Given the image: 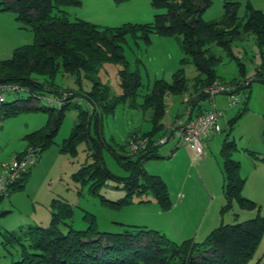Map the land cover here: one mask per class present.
<instances>
[{
	"label": "trees",
	"instance_id": "obj_1",
	"mask_svg": "<svg viewBox=\"0 0 264 264\" xmlns=\"http://www.w3.org/2000/svg\"><path fill=\"white\" fill-rule=\"evenodd\" d=\"M150 5L166 10L155 14L153 20L146 23L100 26L83 18H71L66 7H79L81 0H0V11L17 12V20L34 34L32 44L19 46L10 58L0 60V81L18 84L29 92L26 99L16 97L12 102L0 103L2 115L9 117L30 111L48 114L41 128L24 135L25 148L16 157L32 148L36 149L39 158L38 155L53 143L64 109L77 99L74 103L79 109L76 121L61 150L71 153L79 143L87 145L91 160L72 177L81 184H89L90 192L98 196L99 188L108 178H113L125 190V195L117 200L101 197V201L112 208L133 203L135 194L141 197L148 193L162 209L171 207L165 182L160 176L148 173L143 163L160 156L157 153L160 136L156 135L165 127L162 120L167 108L166 98L188 90L182 66L173 73L171 82L154 81L151 90L142 95L140 104L143 111L148 112L151 128L140 134L132 132L126 141L128 147L130 141L145 139L146 147L135 153L128 151L127 155H116L103 137V116L112 113L118 103L128 98L134 102L141 86L139 73L128 69L124 54L123 45L128 36L142 39L147 44L151 34L179 38L180 48L186 55L180 60L181 64L191 62L197 71L190 97L185 101L188 119L195 108L196 115L203 112L201 100L210 97L206 88L214 82L221 83L216 73L220 57L211 50V44L220 46L229 57L237 60L238 79L227 84L234 88L233 92L250 87L254 81L264 84V66L257 68L253 78L247 80L244 64L231 49L232 42L244 34H252L262 55L264 12L249 1L239 15V0H223V14L218 20L203 18L204 11L211 5L210 0H150ZM104 63L122 66L119 74L123 92L118 97H111L109 87L93 77ZM59 73L73 76L76 81L84 73L90 79L91 87L87 91L79 88L77 92L63 88L55 83ZM44 93L63 99L60 109L30 104L34 96ZM81 100L86 105L84 109L79 108ZM243 103L245 110L247 101ZM240 115L229 121L230 130ZM105 145L112 149L117 161L127 170V176L116 177L107 170L102 159ZM235 149L234 141L226 136L219 152L225 198L221 214L231 209L234 203L241 210L258 209L254 201L242 195L245 178L240 175L239 162L232 158ZM30 169L10 187L9 193L24 188ZM149 201L141 197L139 202ZM50 210L47 226L30 225L16 231L0 232L1 244L14 249L17 254L11 264H247L264 233V216L259 213L242 222L221 223L200 242L189 238L176 243L145 226L123 225L119 232L100 231L93 217H88L85 229H73L67 220L71 213L70 204L57 198L51 201ZM260 264H264V259Z\"/></svg>",
	"mask_w": 264,
	"mask_h": 264
},
{
	"label": "rangeland",
	"instance_id": "obj_2",
	"mask_svg": "<svg viewBox=\"0 0 264 264\" xmlns=\"http://www.w3.org/2000/svg\"><path fill=\"white\" fill-rule=\"evenodd\" d=\"M247 1L264 12V0H240L239 15H242L244 4ZM66 9L71 18H83L100 26H118L124 22L146 23L152 21L155 14H161L166 10L151 7L150 0H81V6L66 7ZM222 14L223 1L212 0L211 5L204 11L203 18L218 20ZM150 36L151 40L148 44L142 39L128 36L123 45L128 69L139 73L141 86L137 90L134 102L128 98L118 103L112 113L103 116V137L115 150L116 155H127L129 149L126 141L132 132L140 134L151 128L148 112L143 111L140 106L142 95L149 92L154 81L158 79L171 82L173 73L181 66L184 67L188 90L181 95H170L166 98L167 108L162 120L165 127L156 136L161 138L167 136L166 128L173 123L175 116L186 118L187 104L185 101L190 97L189 92L192 91L193 79L197 71L191 62L181 64L180 60L186 55L180 48L177 36L164 37L158 34ZM33 41V32L17 20V12L0 11V60L10 58L15 48L32 44ZM210 48L220 57L216 73L221 83L227 85L238 79L237 60L229 57L226 51L216 44H211ZM231 49L244 64L247 80L253 78L257 68L264 66V45L261 48V55L252 34H244L239 40L232 42ZM121 68V65L115 63H104L93 75L95 79L109 87L111 97H118L123 92L119 74ZM55 83L76 92L79 88L87 91L91 87V81L85 77L84 73L81 74L79 81H76L73 76L59 73L55 78ZM233 91L234 88L228 87L226 91H222L223 93L204 98L200 103L203 112L211 111L214 107L222 112L220 119L222 131L211 133L208 136L207 139H211L210 142L213 140L216 142L211 144L209 142V145L205 146L204 155L206 153L211 156L215 155L221 162L219 152L224 138L227 136L229 140L234 141L236 149L232 152V158L239 162L240 175L245 178L242 195L254 201L258 206V209L241 210L234 203L231 209L221 214L223 222L229 224L242 222L258 213L264 216V84L254 81L250 87ZM44 94L52 96L50 93ZM230 95L237 99L234 105L229 104ZM27 96H29L28 91L17 94L9 93L6 101L12 102L16 100V97L26 99ZM245 100L247 108L244 110ZM75 102L77 99L64 109L62 122L53 143L38 155L39 158L31 167L24 188L10 192L8 196L0 199V232L16 231L30 225L47 226L51 218L50 203L54 198L70 204L71 213L67 220L73 229H85L88 226V217H93L100 231L119 232L123 229V225H155V223L162 228L167 213H161L162 211L170 212L171 207L166 210L162 209L149 193L142 194L141 197L150 199V202L140 203L141 197L135 194L132 199L133 203L120 208H112L105 205L101 197L117 200L125 195V190L113 178H108L107 182L99 188V196L90 192L89 184H81L74 180L72 175L91 160L90 150L84 142L75 146L74 152L61 150L64 140L69 137L76 121L79 109L75 108ZM78 103L80 109L86 107L82 100ZM30 104L55 108V105L49 106L44 99L40 101L32 99ZM193 113H197V108ZM240 113V117L230 130L229 121ZM47 117L48 114L42 111L19 112L17 115L4 117L0 109V169L25 148L24 135L40 128ZM176 145L174 139H169L166 144H160L157 149L162 157L146 160L143 167L148 172L162 177L171 203L175 202L176 197L180 195L182 187L186 192L204 191V184L198 176V165L202 158L197 160L192 152L186 151L183 147H176ZM175 150L176 155H170ZM102 159L112 175L116 177L128 175L127 170L115 158L112 149H108L106 145L102 150ZM216 186L220 189L219 183L217 185L216 182ZM222 197L223 203L220 208L225 204V198ZM201 202L208 205L211 199L201 197ZM215 203L213 200V205ZM207 205L203 208L205 209ZM172 214L173 212L170 218L173 222ZM157 231L164 234L163 231ZM166 237L171 239L170 235ZM172 241L180 243L183 240ZM196 241L200 242L198 239ZM7 248L13 253L12 255ZM7 248L0 242V264H11L17 259L14 249ZM263 259L264 233L247 264H260Z\"/></svg>",
	"mask_w": 264,
	"mask_h": 264
},
{
	"label": "built area",
	"instance_id": "obj_3",
	"mask_svg": "<svg viewBox=\"0 0 264 264\" xmlns=\"http://www.w3.org/2000/svg\"><path fill=\"white\" fill-rule=\"evenodd\" d=\"M230 86L224 85L220 82H214L206 88V91L211 97L215 94L223 93ZM27 92L25 88H22L18 84L11 82L0 81V103L6 101V96L9 93ZM52 96L40 95L34 96L32 99H44L47 104L55 105L54 107L60 109L63 104V99L58 95L51 94ZM31 99V100H32ZM237 103V99L230 95L229 104L234 105ZM37 106V105H36ZM56 108V109H57ZM188 111L186 112V116ZM190 117V116H189ZM222 112L216 110L215 107L211 111H204L196 115L195 117H177L173 123L166 128L167 136L158 139V144H165L169 139L176 141V147L186 145L189 146L195 155L197 160L201 159L205 153V140L211 133L221 132L220 119ZM147 141L145 139L130 141L129 151L135 153L139 149L146 147ZM37 161L36 149L29 148L20 157H15L9 162L1 166L0 169V199L4 196H8L10 187L20 178V176L27 172Z\"/></svg>",
	"mask_w": 264,
	"mask_h": 264
},
{
	"label": "crops",
	"instance_id": "obj_4",
	"mask_svg": "<svg viewBox=\"0 0 264 264\" xmlns=\"http://www.w3.org/2000/svg\"><path fill=\"white\" fill-rule=\"evenodd\" d=\"M210 1L212 3V0ZM193 112L190 114V117L192 118L196 116V114H194ZM185 117L187 116L185 115ZM208 140L209 139L205 140L206 147L209 145L211 139L209 141ZM215 142L216 140H213L210 142V144ZM178 147L182 148L183 146H178ZM183 148L188 152H192L191 148L187 145ZM157 153H158V149H157ZM176 153L177 151L175 150L171 152L170 155H174V154L176 155ZM161 157L162 156L160 155L158 158H152V159H160ZM143 167H144V163H143ZM198 172H199L198 176L200 177L202 183L204 184L203 192L197 190L186 192L185 188L182 187V190L179 192L180 195L176 197L175 202H172V206L170 209L171 211L170 212L162 211L163 213H161V214L167 213V218H165V224H162L163 225L162 228H159L157 226L158 225L157 223H155V225L144 224L138 226H145L146 228L150 227L149 229L163 231L165 236L170 235L171 239L176 241H182L189 238H192L194 240L198 239L200 241L204 239L214 228L218 227L221 223H224L223 217L221 216L220 213L221 210L220 205L221 203H223L222 196H224L222 190L223 175L221 172V162L217 159L215 155L211 156L210 154L206 153L199 161ZM216 182L217 185L219 183L220 189L216 186ZM201 197H204L206 199L210 198L211 202L207 205V203L201 202ZM213 200L216 202L215 205H213ZM199 202H201V204L198 208ZM206 205L207 207L205 208L206 209L205 210L203 206ZM203 211L204 214L202 215ZM171 212H173L172 214L173 222L171 221L170 218Z\"/></svg>",
	"mask_w": 264,
	"mask_h": 264
}]
</instances>
